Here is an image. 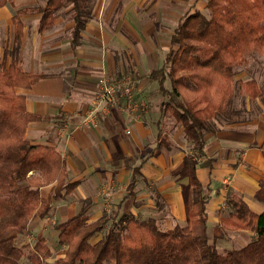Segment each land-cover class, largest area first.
Returning <instances> with one entry per match:
<instances>
[{
	"label": "crops",
	"instance_id": "0c3cea01",
	"mask_svg": "<svg viewBox=\"0 0 264 264\" xmlns=\"http://www.w3.org/2000/svg\"><path fill=\"white\" fill-rule=\"evenodd\" d=\"M207 1L95 0L93 17L75 46L70 13L57 16L52 27L43 32L39 30V12L23 15L20 63L28 71L45 73L32 87L18 89L26 95L28 110L43 116L28 125L26 137L32 143L55 146L66 160L67 181L76 182V186L55 196L56 182L41 187L45 198L52 197L51 212L46 217L34 216L18 245L28 244L27 233L35 232L37 237L45 236L52 251L47 264L65 256L67 249L58 244L55 225L74 217L83 205L88 207L90 221L114 207L143 217V207L149 203L164 220H190L185 193L190 179L184 159L195 151L183 136L182 126L165 128L163 96L158 83L147 75L163 64L181 17L206 10ZM37 3L40 0H8L0 6V60L13 38L14 10ZM167 20L173 24L166 26ZM160 31L168 32L169 38L157 43L152 36ZM124 72L139 77L138 94L147 100L148 109L135 118L119 105L98 114L96 122L86 120L98 97L100 78ZM257 114L253 129L244 137L245 122L216 120V131L207 136V155L195 156L197 175L210 186L208 211L213 223L222 217L219 207L221 202L226 204L229 190L242 195L253 210L259 208L256 212L264 210V104ZM162 131L170 147L156 151ZM161 201L167 206L166 214L161 213Z\"/></svg>",
	"mask_w": 264,
	"mask_h": 264
},
{
	"label": "trees",
	"instance_id": "16d2710c",
	"mask_svg": "<svg viewBox=\"0 0 264 264\" xmlns=\"http://www.w3.org/2000/svg\"><path fill=\"white\" fill-rule=\"evenodd\" d=\"M6 2L0 0V6ZM94 2L46 0L14 10L13 38L0 60V264H23L27 250L18 245L19 236L34 216L46 217L51 212L52 197L45 198L41 187L56 182L55 196L76 186L67 181L66 160L55 146L32 143L26 137L28 125L43 116L28 110L26 95L18 89L32 87L45 73L28 71L20 63L23 15L39 12L43 32L57 16L70 13L75 46L93 17ZM206 7L208 13L196 10L181 17L163 64L147 75L158 83L165 98L162 112L183 127L195 151L184 159L190 179L185 188L190 220L164 229L152 217L113 208L90 221L88 207L83 205L74 217L55 225L58 241L67 250L52 264H264V210L256 212L242 195L229 190L220 221L211 225L210 186L199 179L195 158L207 155V136L216 131L215 120L237 119L232 116L235 109L229 110L235 95L233 82L239 67L249 63L251 56L264 53V0H208ZM127 73L135 75L124 72L119 76ZM240 88L250 97L263 93L254 78L240 81ZM158 139L156 151L170 147L163 131ZM248 227L255 235L247 243L219 250V237ZM46 241L38 235L30 247L32 264H47L52 256Z\"/></svg>",
	"mask_w": 264,
	"mask_h": 264
},
{
	"label": "rangeland",
	"instance_id": "374dc122",
	"mask_svg": "<svg viewBox=\"0 0 264 264\" xmlns=\"http://www.w3.org/2000/svg\"><path fill=\"white\" fill-rule=\"evenodd\" d=\"M45 1L46 0H40V3L39 4L37 3L36 5H41ZM204 12L208 13V11L205 9H204ZM164 23L167 24L166 26L173 24L170 20H167ZM32 24H33V22H32ZM168 38H169V33L166 31L165 32L160 31L155 36H152L153 41H155L157 43H161L162 41H167ZM252 78L257 80L258 85L261 88V91H263L262 94H260L256 97H250L248 94H246L240 88V81H243V80L245 81V80L252 79ZM233 85H234L235 95H234L233 101L229 107V110H230V108L235 109L236 112H233L232 116L234 118L240 119L239 121H241V122H245V127L247 128V130L243 131V133H242V136H243L246 131L250 132L249 128L253 129L252 126H254L253 124L255 121V117H257L259 115L257 113L260 110L261 105L264 104V53L263 54H257L255 56H251L249 63H247V64H245V65H243L237 69V74L235 76V81L233 82ZM164 99L165 98L162 97V100H164ZM158 100H161V96L158 97ZM161 107H162V105H161ZM162 114H163V121H164L165 128L170 126L167 130H171L172 127H174V126L175 127L179 126L175 122V119H173V117L169 116V114H165L163 112H162ZM220 120L223 121V119H220ZM218 122H219V120H218ZM216 127H218V124H216ZM183 136L185 137V135H183ZM246 137H247V135H246ZM189 144L190 143H188V145ZM135 193H136V191L133 192V194H135ZM262 195L264 196V191L262 192ZM260 199L261 198L259 197L258 200H260ZM161 202L163 204V209H162V212H161V210H159V211L162 214L164 212L166 214L167 213L166 212L167 206H164L163 201H161ZM154 204L156 205L155 200H154ZM221 204L222 205L219 207L220 214L222 212H224L225 208H226V204H223L222 202H221ZM260 207H261V205H260ZM143 208H145L142 211L143 218L153 217L154 219L157 220L159 225L164 229L172 227L176 224H187L186 221H179V222L171 221L170 222L168 218H166V220H164L163 219L164 217H159L158 211L155 210L156 207L153 206V204H151V203H149L148 205H146V207H143ZM253 208L256 211H259V208H255V207H253ZM114 209H116V208L114 207ZM123 212H126V211H123ZM215 223L216 222L213 223L212 221H210L211 225H213ZM48 232L50 233V231H48ZM53 232L54 231L52 230L51 233H53ZM254 235H255V233L251 230L250 227H248L247 229H245L241 232L228 231L227 233H225L223 235V237L218 238V240L216 241V245L219 248V250H221V251H224L225 249L232 248V247H241L242 245L247 243ZM50 237H51V235H50ZM99 237H100V234L93 237L92 240L97 239ZM36 238H37V234L35 232L27 233L26 239L29 241H28V244L25 245L26 250H27V254L22 258L23 264H32V260L30 257L29 250H30V247L32 246V244H34L36 242ZM57 242H58V244H60L58 240H57ZM52 263H49V264H52Z\"/></svg>",
	"mask_w": 264,
	"mask_h": 264
},
{
	"label": "built area",
	"instance_id": "2783aa9c",
	"mask_svg": "<svg viewBox=\"0 0 264 264\" xmlns=\"http://www.w3.org/2000/svg\"><path fill=\"white\" fill-rule=\"evenodd\" d=\"M137 79L130 73L122 76L103 75L100 78L98 97L89 109L86 120L96 122L98 114L122 106L135 118L148 109V102L138 94Z\"/></svg>",
	"mask_w": 264,
	"mask_h": 264
}]
</instances>
